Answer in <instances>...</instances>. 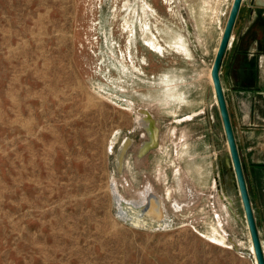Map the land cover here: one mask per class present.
<instances>
[{
  "label": "rangeland",
  "instance_id": "1",
  "mask_svg": "<svg viewBox=\"0 0 264 264\" xmlns=\"http://www.w3.org/2000/svg\"><path fill=\"white\" fill-rule=\"evenodd\" d=\"M3 2L9 14L18 4ZM42 4L51 10L53 39L64 41L63 61L79 81L58 99L56 113L53 107L42 109L41 131L21 132L17 178H9L0 155V264H256L227 149L219 146L212 191L184 195L177 186L183 179L172 169L177 164L173 139L185 129L181 112L174 113L176 104L163 111L147 106L172 100L157 96L161 88L152 89L148 81L178 65L173 49L183 19L167 17L165 0ZM185 29L186 40H193ZM149 40L165 45L168 54L153 51ZM82 77L89 94L82 90ZM142 108L152 113L159 136L170 144L169 155L149 156L150 168L145 159L137 160L151 139ZM219 127L217 120L208 137H219ZM156 162L168 167L164 175L151 168ZM151 186L163 197L167 225L135 226L116 191L142 207Z\"/></svg>",
  "mask_w": 264,
  "mask_h": 264
},
{
  "label": "crops",
  "instance_id": "2",
  "mask_svg": "<svg viewBox=\"0 0 264 264\" xmlns=\"http://www.w3.org/2000/svg\"><path fill=\"white\" fill-rule=\"evenodd\" d=\"M48 1L57 0H18L9 14L0 0V155L7 161L11 179L17 178L21 132L41 131L42 109L53 107L56 113L58 99L65 98L70 85L73 91L75 79L79 81L71 64L63 61L64 41L53 39L49 27L51 10H43L42 4ZM165 2L167 17L183 19V36L173 49L179 62L148 81L152 89L155 85L161 88L162 93L157 96L172 100L147 106L152 111L155 107L163 111L176 104L174 113L181 112L178 119L185 124L184 132L173 139L177 164L172 169L177 178L183 179L177 180L178 190L187 196L208 194L212 191L219 146L223 144L229 152L212 67L234 0ZM145 15L148 16L147 10ZM187 26L193 40H186ZM147 44L153 51L160 50L157 53L163 57L168 54L165 45L158 46L150 40ZM219 75L264 253V0L241 1ZM80 80L82 83L84 78ZM82 90L89 94L83 83ZM207 116L211 121H205ZM217 120L220 136L208 137ZM49 121L50 128L54 127L51 118ZM172 131L176 135L177 127ZM157 145L144 153L139 151L137 160L145 159L150 168L148 161L153 152L169 155L170 144L167 146L160 136ZM129 148H125V153ZM162 165L152 163L151 168L166 173L168 167ZM7 183L12 185L13 181ZM246 229L252 246L248 225Z\"/></svg>",
  "mask_w": 264,
  "mask_h": 264
},
{
  "label": "water",
  "instance_id": "3",
  "mask_svg": "<svg viewBox=\"0 0 264 264\" xmlns=\"http://www.w3.org/2000/svg\"><path fill=\"white\" fill-rule=\"evenodd\" d=\"M242 0H234L232 9L230 11L227 24L220 42V45L218 47V51L213 63L212 67V78H213V83L216 91V96L218 100V105H219V110L221 114V118L223 121L224 125V130L226 134V138L228 141V146H229V153H228V158H229V165L231 169L234 171L235 175V185L239 190V194L241 197L242 201V206L243 210L245 213V222L248 225L250 235H251V240H252V245H253V250H254V256L257 264H264V253L263 249L260 243L259 235H258V230H257V225L253 213V208L251 204V200L249 197L248 193V188L242 168V163L239 155V151L237 148V144L235 141V136L224 96V91L223 87L221 84L220 80V66L223 60V56L225 54V51L227 49V45L233 30V26L239 11V7L241 4Z\"/></svg>",
  "mask_w": 264,
  "mask_h": 264
},
{
  "label": "bare ground",
  "instance_id": "4",
  "mask_svg": "<svg viewBox=\"0 0 264 264\" xmlns=\"http://www.w3.org/2000/svg\"><path fill=\"white\" fill-rule=\"evenodd\" d=\"M141 112L144 113L143 118L148 123V130L151 133V139L147 141L144 144L143 148L141 149V153H144L146 149L157 145L158 139H159V127L156 124V119L154 118L152 113L147 108H142ZM129 142H130V139L126 140L123 146V151L128 146ZM145 195H144L145 203L142 207H140V206H137L134 202H127L116 191V199L119 205L122 207V210L131 217V221L135 226H139V227L141 226H157V227L166 226L167 221L165 219L166 216H165V211L163 207L162 195L157 193L152 188V186H151V189L150 187H147V193ZM174 203H175L176 208H178L179 203L178 202H174ZM227 237L229 241H234L237 247L240 246L238 245V242L234 240V238H232L229 234H227ZM251 255L254 256L253 249H252Z\"/></svg>",
  "mask_w": 264,
  "mask_h": 264
},
{
  "label": "built area",
  "instance_id": "5",
  "mask_svg": "<svg viewBox=\"0 0 264 264\" xmlns=\"http://www.w3.org/2000/svg\"><path fill=\"white\" fill-rule=\"evenodd\" d=\"M243 219H245V218L243 217Z\"/></svg>",
  "mask_w": 264,
  "mask_h": 264
}]
</instances>
